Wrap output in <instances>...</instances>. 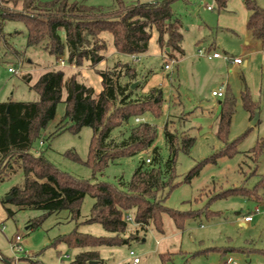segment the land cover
Segmentation results:
<instances>
[{
  "label": "trees",
  "instance_id": "1",
  "mask_svg": "<svg viewBox=\"0 0 264 264\" xmlns=\"http://www.w3.org/2000/svg\"><path fill=\"white\" fill-rule=\"evenodd\" d=\"M180 1L183 0L126 5L122 0H116L117 7L112 10L103 6H89L84 1L0 0V4L11 3L14 6L22 3L26 11L4 12L0 15V21L23 22L27 27L28 47L42 48L54 58L66 57L68 64L76 68L83 67L87 62L96 67L105 60L102 53L106 52L107 44L101 37L105 32L113 36L117 53L127 56L147 53L156 32L162 53L171 61L179 62L185 56L184 24L175 15L173 6ZM228 2L215 0L220 12L226 10ZM245 5L251 13L248 29L256 38L264 39V10L257 6L255 0H245ZM98 74L102 78V91L99 94L80 83L76 74L67 80L65 70L52 69L34 84H31L29 78L23 79L38 95L35 102L9 99L0 103V181H14V178L22 177V184L11 188L10 195L13 198L3 202L12 203L20 211L43 212L39 218L29 221L31 230L40 228L49 216L69 211L71 221L76 222L77 226L69 234L58 237L52 246L65 244L70 249L80 250L71 264H104L101 248L120 247L128 245L132 240L139 241L141 238L137 234L140 230L128 234V216H132L133 223L141 225V230L147 231L153 226L163 234L164 214H168L177 228L184 231L187 223L201 216L203 211L209 217L218 215V212L210 211V205L218 199L240 195L258 204L264 203L263 175L252 189L244 184L220 192L203 209L180 211L167 207L165 202L180 186V183H175L179 153L189 154L196 144V138L179 136L170 130L168 124L165 126V137L170 155L165 167H161V155L155 149L151 166L146 167L142 162L130 182L119 181L120 187L77 179L59 170L44 156H34L32 149L42 132L55 119L58 105L63 102L65 88V119L71 122L68 130L78 134L84 127H90L93 131L87 162H82L71 153L68 156L91 168L94 178L116 160L134 157L153 146L158 137L157 128L141 124V121L132 127L120 143L112 140V134L127 126L131 119H140L146 113L160 117L164 105L163 92L153 89L148 95L136 98L137 90H134L133 82L123 83L124 78L136 79L137 71L130 63H118L115 70L99 71ZM241 98L245 110L254 117L259 105L253 101L248 87ZM235 104L236 99L232 95H228L221 104L216 136L224 148L196 165L186 176V183L198 176L204 165L237 153V146L245 136L229 142ZM263 148L264 142H261L251 151L256 164ZM87 196L94 200L91 216L79 223L82 204ZM82 224H100L112 235L95 237L81 233L78 227ZM245 252V248L212 247L190 254L189 257ZM257 252L264 255V251ZM0 259L13 264V260L5 258L1 253ZM160 259L162 264H167L172 254L162 253ZM28 260L31 264H43Z\"/></svg>",
  "mask_w": 264,
  "mask_h": 264
},
{
  "label": "rangeland",
  "instance_id": "2",
  "mask_svg": "<svg viewBox=\"0 0 264 264\" xmlns=\"http://www.w3.org/2000/svg\"><path fill=\"white\" fill-rule=\"evenodd\" d=\"M71 1H84L89 6H103L112 10L117 7L116 0ZM122 1L126 5H132L157 0ZM188 1L177 2L173 8L175 15L183 23H188L189 27L193 18L198 16L196 14H200L203 19L209 21L217 20L220 12L217 7L214 12H209L207 9V5H212L211 0H190L191 4L186 3ZM0 8L3 13H26L22 3L17 6L2 3ZM0 22L2 25H0L2 27L0 30V103L9 99L17 102H35L38 95L23 79L29 78L31 84H34L44 73L52 69L65 70L67 80L76 74L80 83L92 88L95 94H99L102 91V78L98 74L99 71L115 70L117 64L121 62L132 64L137 71L135 80L123 79V83L133 82L134 90H137L136 98L140 99L148 95L153 89H160L163 92L162 115L156 117L146 113L140 117L141 124H150L157 128L158 137L153 146L134 157L116 160L94 178L93 170L82 163L88 160L93 131L90 127H84L78 134L68 130L71 122L65 119L64 101L67 96L65 88L63 102L58 105L55 119L42 132L41 138L32 149L34 156H44L59 170L77 179L89 180L92 183L105 182L120 187L119 181L130 182L135 170L142 162L146 167L151 166L146 161L153 160L155 149L160 152L161 167H165L170 155L165 137V126L168 124L170 130L177 135L196 138V144L189 154L179 153L175 183H180V186L165 202L167 207L180 211L200 210L220 192L244 184L252 189L264 175V148L257 164L251 152L258 143L264 142V89L260 92L251 88L253 101L259 105L256 112L259 120L255 126H252L255 116L252 117L244 108L239 76H236L235 72L229 73L228 67L220 70L218 77L209 76L211 61L200 57L198 53L200 48L195 43L194 31L185 32L183 48L186 55L179 62L171 61L165 53H162L157 42L158 35L154 32L148 52L140 55L139 61L135 64L132 63L133 59L130 56L117 53L113 36L105 32L101 36L107 44V50L102 54L107 58L105 57V60L96 67L87 62L83 67L76 68L68 64L66 57H62L66 61L65 67H62V58L51 57L42 48L28 47L27 27L23 22L5 21L3 23V20ZM232 43L227 41L225 46L233 55H236L237 47ZM167 64L171 65V69H166ZM11 67L16 68L18 73H9L8 70ZM252 73L257 79L259 72L253 68ZM228 77L231 79V93L226 94L222 99L214 97L212 92L219 90L221 83L228 81ZM228 95L236 99L229 142L245 137L238 144L237 153L232 157L224 156L211 161L201 168L198 176L186 183V176L196 165L224 148L216 132L221 104ZM137 124L139 123L136 118L131 119L127 126L114 131L112 140L120 143ZM42 142L43 145H41ZM69 153L77 156L82 162L73 160L68 156ZM19 184H22L21 176L14 178V181H0V253L5 258L13 260V264H31L28 259L40 261L43 264H71L80 250L70 249L65 244L52 246L58 237L69 234L77 226L76 222L71 221L70 212L65 210L53 214L40 228L27 229L29 221L39 218L43 212L20 211L12 203L3 202L5 199L13 198L10 195L11 188ZM93 205L94 200L87 196L82 204L79 223L90 218ZM257 206L258 203L240 195L218 199L210 205V211L218 212V215L209 217L206 211H203L201 216L187 223L184 231L177 228L168 214H164L163 234L153 226L144 231L141 230V225L129 222L128 234H134L140 230L137 235L141 239L132 240L128 245L120 247H103L100 249L101 257L104 264H134L130 256V252L134 251L140 258L139 264H162L160 254L169 252L172 254V259L167 264H221L230 257L209 254L190 258L189 255L209 247L232 245L227 242L228 237L235 240L233 246H243L246 238H252L257 247L264 249V214L261 220L259 217L256 218L261 215V212L256 210ZM249 212L256 218L254 224L257 226L255 228L239 226L242 218ZM4 226L5 229H2ZM78 229L81 233L95 237L112 235L100 224H82ZM17 235L24 236L26 251L24 255H15L12 251L11 241ZM254 257L252 264H256L258 259L264 261L263 258ZM233 258L240 264H248V259L243 254H235ZM0 264L8 263L0 259Z\"/></svg>",
  "mask_w": 264,
  "mask_h": 264
},
{
  "label": "crops",
  "instance_id": "3",
  "mask_svg": "<svg viewBox=\"0 0 264 264\" xmlns=\"http://www.w3.org/2000/svg\"><path fill=\"white\" fill-rule=\"evenodd\" d=\"M154 2L156 1L148 2V3H154ZM211 2L212 5H207V6L212 7V10H208V11L214 12L216 11L215 0H211ZM255 2L259 8L264 10V0H255ZM186 3L191 4V1L189 0ZM142 4H146V3H142ZM250 15L251 13L245 5V0H229L226 10L218 13L217 20L216 19L213 21L211 20L212 21L211 22L208 19H203L200 14H196L197 17H194L193 22L190 23L191 27L188 26V23L185 22L183 23L184 40L186 37L185 32L194 31L196 37L195 43L197 46H199L200 49L205 48L211 52L219 51L223 55L232 58H242L243 63L241 65H233L229 62H226L223 59L210 60L211 68L209 69L208 72L209 76L215 78L219 76L220 70H222L224 67H228V69L230 70L229 73L235 72L236 76L238 75L240 78L241 86H239V88H241L240 91L241 95L245 90V88L247 87L250 89V91L252 90L251 88H253L254 91L259 90L260 92H262V90L264 89V39L256 38L252 34V32L248 29V22ZM227 41L231 43L233 42L234 45L237 47L236 55H233L230 49L227 48V46H225V43ZM185 55H186V51H185ZM130 57L133 59L132 56ZM132 63L135 64L136 62L132 60ZM253 68L259 72V76L257 79L255 76L253 77V73H252ZM245 70H247V72ZM220 88L226 90L224 97L226 96V94L231 93L232 87H231L230 77H228V81L221 83L218 89ZM256 210L261 212V215H259L260 213L258 212L259 216L256 217V218L259 217L261 220L263 218L262 214H264V203L258 204ZM245 217L246 215L240 221L239 226L245 228H251V227L255 228L257 226L256 224H254L256 218L253 217V221L246 224L244 222ZM234 241L235 240L232 237H228L227 242L232 245L215 246V247L245 248L247 252L242 254L247 257L248 264H252L253 259L255 258L254 256L264 259V255L257 252V251H264V249L257 247L254 239L246 238L244 240L243 246H237V245L233 246ZM253 250L255 252H253ZM214 254H220V253H214ZM220 255L226 257L228 256L230 258H233V256H235V254H227V255L220 254ZM256 264H264V261L258 259Z\"/></svg>",
  "mask_w": 264,
  "mask_h": 264
},
{
  "label": "built area",
  "instance_id": "4",
  "mask_svg": "<svg viewBox=\"0 0 264 264\" xmlns=\"http://www.w3.org/2000/svg\"><path fill=\"white\" fill-rule=\"evenodd\" d=\"M207 9L208 10H212V7L210 6H207ZM3 13L2 9L0 8V15ZM198 53L200 55L201 58H206V59H209V60H213V59H223L225 60L226 62H229L233 65H241L243 63V60L242 58H232V57H229V56H226V55H223L221 52L219 51H214V52H211L207 49H204V48H201L198 50ZM133 57V61L134 62H138L139 61V57L137 56H132ZM63 59V58H62ZM66 65V61L63 59L61 61V66L62 67H65ZM166 69H171V65L167 64L166 66ZM9 73L11 74H17V70L16 68L14 67H11L9 68L8 70ZM212 95L214 97H217V98H223L225 93H224V89L221 88L219 90H216V91H213L212 92ZM137 122H140V119H137ZM43 145V142L42 144ZM148 164L151 163V160L148 159L146 161ZM258 211V210H257ZM253 214L252 213H249L245 218H244V222L247 224V223H250L253 221ZM127 221L128 222H133V218L132 216H128L127 217ZM2 229H5V226L2 227ZM11 247H12V251L14 252L15 255H24L26 254V251H25V246H24V236L22 235H17L12 241H11ZM130 256L133 258V262L134 264H139L141 261H140V258L137 256V254L134 252V251H131L130 252ZM221 264H240L236 259H233V258H229L227 261L221 263Z\"/></svg>",
  "mask_w": 264,
  "mask_h": 264
},
{
  "label": "water",
  "instance_id": "5",
  "mask_svg": "<svg viewBox=\"0 0 264 264\" xmlns=\"http://www.w3.org/2000/svg\"><path fill=\"white\" fill-rule=\"evenodd\" d=\"M133 88H134V86H133ZM254 118H255V119H254L253 122H252V126H255V125L257 124V122H258V120H259V115L256 114ZM27 229H29V228H27ZM90 264H97V262H91Z\"/></svg>",
  "mask_w": 264,
  "mask_h": 264
}]
</instances>
